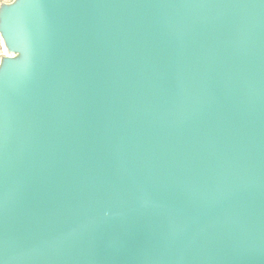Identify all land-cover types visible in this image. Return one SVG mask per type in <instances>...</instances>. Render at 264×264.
Here are the masks:
<instances>
[{
	"label": "water",
	"instance_id": "obj_1",
	"mask_svg": "<svg viewBox=\"0 0 264 264\" xmlns=\"http://www.w3.org/2000/svg\"><path fill=\"white\" fill-rule=\"evenodd\" d=\"M0 264H264V0L0 2Z\"/></svg>",
	"mask_w": 264,
	"mask_h": 264
},
{
	"label": "rangeland",
	"instance_id": "obj_2",
	"mask_svg": "<svg viewBox=\"0 0 264 264\" xmlns=\"http://www.w3.org/2000/svg\"><path fill=\"white\" fill-rule=\"evenodd\" d=\"M2 1H10V0H0V2H2ZM3 54H5V48H4V46H3L2 39H1V37H0V57H1Z\"/></svg>",
	"mask_w": 264,
	"mask_h": 264
}]
</instances>
